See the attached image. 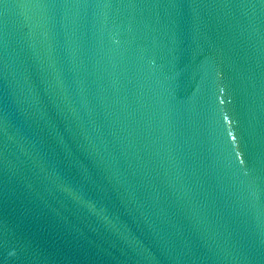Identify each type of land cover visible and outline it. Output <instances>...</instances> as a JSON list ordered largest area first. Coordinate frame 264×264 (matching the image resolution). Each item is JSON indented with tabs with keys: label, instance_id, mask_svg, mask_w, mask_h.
I'll list each match as a JSON object with an SVG mask.
<instances>
[{
	"label": "water",
	"instance_id": "water-1",
	"mask_svg": "<svg viewBox=\"0 0 264 264\" xmlns=\"http://www.w3.org/2000/svg\"><path fill=\"white\" fill-rule=\"evenodd\" d=\"M0 264H264V0H0Z\"/></svg>",
	"mask_w": 264,
	"mask_h": 264
}]
</instances>
